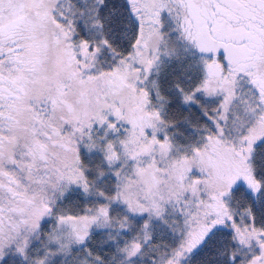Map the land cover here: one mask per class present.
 I'll return each mask as SVG.
<instances>
[{
	"label": "snow or ice",
	"instance_id": "obj_1",
	"mask_svg": "<svg viewBox=\"0 0 264 264\" xmlns=\"http://www.w3.org/2000/svg\"><path fill=\"white\" fill-rule=\"evenodd\" d=\"M0 264H264V0H0Z\"/></svg>",
	"mask_w": 264,
	"mask_h": 264
}]
</instances>
